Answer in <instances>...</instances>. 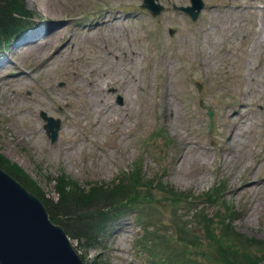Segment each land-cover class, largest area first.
I'll return each instance as SVG.
<instances>
[{
    "label": "rangeland",
    "instance_id": "374dc122",
    "mask_svg": "<svg viewBox=\"0 0 264 264\" xmlns=\"http://www.w3.org/2000/svg\"><path fill=\"white\" fill-rule=\"evenodd\" d=\"M36 1L25 0L32 26L26 24L0 59V155L51 201L60 193L55 181L60 173L90 189L85 201L95 198L91 184L107 185L112 195L125 173L136 177L139 196L97 242L70 237L84 264H162L176 253L177 259L187 254L188 264H224L214 258L220 251L209 232L232 235L228 240L243 259L237 236L253 243L247 255L262 253L264 187L235 190L249 180L243 164L264 166V9L255 7L264 0H215L234 8L229 4L217 20L216 10L207 8L196 24L171 10L152 18L138 0H48L50 13ZM169 27L177 32L169 35ZM41 34L47 47L66 46L62 61L41 66L43 56L23 55V43ZM94 90L113 108L106 117L92 104ZM164 91L173 108L171 124L161 118ZM123 102L132 106L128 116L117 111ZM206 106L212 109L211 129ZM235 109L243 110L245 131L235 158L227 159L220 146L232 128L226 114ZM41 111L60 120L54 141L46 135ZM188 140L207 150L187 146L185 152L198 160L179 166ZM202 174L207 179L197 183ZM221 184L226 201L219 209L218 194L205 192ZM145 186L149 193L140 199ZM170 188L186 196L177 211L186 212L182 223L175 221L181 215L174 219ZM205 197L207 205L199 202ZM227 204L235 211V229L208 223L204 233L196 209L216 220L213 213L226 211ZM188 225L194 227L191 233L184 231ZM149 240L163 245L164 259L150 250Z\"/></svg>",
    "mask_w": 264,
    "mask_h": 264
},
{
    "label": "trees",
    "instance_id": "16d2710c",
    "mask_svg": "<svg viewBox=\"0 0 264 264\" xmlns=\"http://www.w3.org/2000/svg\"><path fill=\"white\" fill-rule=\"evenodd\" d=\"M26 15L27 12L25 11L24 0H0V51L6 49L11 40L15 37V34L22 29L19 18ZM0 166L20 181L26 188L40 197L52 220L62 222L59 217L65 220L68 227L66 228L65 224L62 222L65 226V230L68 235L74 239L79 238L85 241L94 239L95 242H97L98 239L110 229L113 221L122 215L124 207L131 205L139 196V194L134 191L136 177L127 174L124 176L126 179H121L116 182L112 195H109L110 189L106 188L107 185L91 184L89 187L93 189L95 198L85 201L88 199L87 194H91L90 189L85 191V189L79 188L78 184L73 179L60 173V179L55 180L60 193H58L56 200L51 201L48 197H46L47 199L44 198L43 193H39L40 191L36 185L32 186V184L27 181L29 177H25L26 174H24L18 166L14 163L7 162L1 155ZM160 184L161 183H159V187ZM149 189L150 187L148 186L143 188V191L140 192V199L143 198L145 194L149 193ZM69 192L72 195L71 197L66 196ZM169 193L170 195H175L171 197L173 198V203L178 206L174 208V211H176L174 213L175 219L178 216L177 211L183 207L182 205L186 196L175 194L176 192L172 188L169 189ZM207 195L210 196V193H207ZM215 195H217V191H215ZM69 199H71V201ZM189 199L192 201V198ZM225 210L226 211L223 213H213L214 217L217 216V219L214 220L211 216L205 214L204 209H199L196 215L205 221L203 224L199 225L204 233L208 223L217 224L223 231H227L229 228L234 229L232 224L233 215L230 208L225 207ZM175 221H181L182 223L181 218ZM184 231L185 233L192 232L187 229L186 226ZM208 235L213 238L216 247L220 251V254L214 253V258L218 262H223L224 264H257L264 259V245L259 248V250H263L262 253H253L249 256L247 254L251 253L250 247H252L253 243H244L241 239L242 236H237L241 251L246 255V258L243 259L238 254L236 247L228 240L232 235H225L227 238L223 236V232H220L219 235L209 232ZM177 257L178 254L176 253L174 256L168 257L166 261L164 260L162 264H188L187 262L189 260L186 261L183 255L179 256L180 258L178 259ZM162 259H164V255Z\"/></svg>",
    "mask_w": 264,
    "mask_h": 264
},
{
    "label": "water",
    "instance_id": "95a60500",
    "mask_svg": "<svg viewBox=\"0 0 264 264\" xmlns=\"http://www.w3.org/2000/svg\"><path fill=\"white\" fill-rule=\"evenodd\" d=\"M42 116L54 140L59 120ZM0 264H83L63 228L49 219L42 202L1 168Z\"/></svg>",
    "mask_w": 264,
    "mask_h": 264
},
{
    "label": "bare ground",
    "instance_id": "6f19581e",
    "mask_svg": "<svg viewBox=\"0 0 264 264\" xmlns=\"http://www.w3.org/2000/svg\"><path fill=\"white\" fill-rule=\"evenodd\" d=\"M47 1L48 0H37V4L40 8L43 10L47 7ZM46 5V7H45ZM46 12L50 13L47 9ZM54 28H51V31ZM46 34V32H44ZM41 35H33L30 36L25 43H23L22 51L24 52L23 55H31V56H43L40 65L41 66H49L50 64H53V62H60L64 59V55L66 53L65 49L66 46H55L54 48L47 47V36ZM108 55H112L116 57V52H113L112 50H107ZM125 55V54H124ZM159 64V63H158ZM91 73V69H90ZM88 86L93 87L94 84L92 81H88ZM96 86L101 87V85L96 84ZM129 84L127 85V90L129 88ZM73 88H71L72 90ZM129 90H131L129 88ZM87 93L91 92L90 90H86ZM95 94H92V104L96 110V112H101L106 117V115L109 113L108 111L113 110L112 106L110 107L106 105V102L104 101V95L100 94L98 91L94 90ZM64 105L69 103V100L63 98ZM161 105V118L165 122L172 123L173 120V108L168 100V92L162 93V99L160 101ZM244 105L243 103H240V106L242 107ZM132 106L127 103L123 102L120 106H118L117 111L124 114V116H128V114L131 112ZM243 118H245V115L243 114V110L241 109H235L233 112H228L226 114V122L229 124L230 129H227L225 133L226 142L223 144V146H220L221 152H223L225 155H223V158H235L236 150H239L242 146L243 140L242 136L244 135V126H242ZM114 121V120H112ZM121 121V120H120ZM91 123H95V120H91ZM231 141L229 142V140ZM187 146H193L194 148L197 146L200 149L202 148L205 150V148L200 146V143H197L193 140H188L184 146V151L181 154L178 165L180 166L185 161L195 163L198 160L197 154H192L191 151L185 152V149ZM254 159H257V156H253ZM245 168V172L249 174V180L246 182V184H240L238 188H236V192L241 193L245 191H251L253 189L264 187V166L259 169L257 164H246L242 166V168ZM255 173H258L257 177H252ZM207 179V174H202L198 180L197 183H201L202 181ZM179 181V180H178ZM192 181V180H190ZM179 214V213H178Z\"/></svg>",
    "mask_w": 264,
    "mask_h": 264
},
{
    "label": "flooded vegetation",
    "instance_id": "af4514ba",
    "mask_svg": "<svg viewBox=\"0 0 264 264\" xmlns=\"http://www.w3.org/2000/svg\"><path fill=\"white\" fill-rule=\"evenodd\" d=\"M159 1H165V2H178V3H182V2H186V3H189L190 0H159ZM182 5V4H181ZM187 5V4H186ZM217 15V18H218V14Z\"/></svg>",
    "mask_w": 264,
    "mask_h": 264
}]
</instances>
